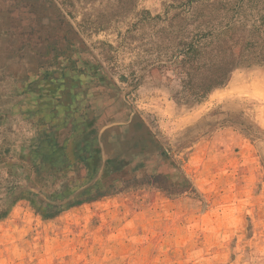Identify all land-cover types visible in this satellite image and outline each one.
Returning <instances> with one entry per match:
<instances>
[{
	"label": "rangeland",
	"instance_id": "374dc122",
	"mask_svg": "<svg viewBox=\"0 0 264 264\" xmlns=\"http://www.w3.org/2000/svg\"><path fill=\"white\" fill-rule=\"evenodd\" d=\"M29 181L105 193L0 203V264H264V0H0V199Z\"/></svg>",
	"mask_w": 264,
	"mask_h": 264
},
{
	"label": "trees",
	"instance_id": "16d2710c",
	"mask_svg": "<svg viewBox=\"0 0 264 264\" xmlns=\"http://www.w3.org/2000/svg\"><path fill=\"white\" fill-rule=\"evenodd\" d=\"M231 52V50H230ZM235 57L236 55H234L233 53L230 54V56L228 57L226 66L228 67V74L229 72H231L233 70V68H235V66L237 65L235 62ZM221 78H216V80H214L212 82V86L213 88H217L221 85L224 84L225 80L227 79V77H223L220 76ZM45 171V169H44ZM43 171V172H44ZM27 177V173L24 174L23 177ZM22 177V179H23ZM31 187V188H29ZM5 196L0 199V203L2 202H6V201H12V203H16L20 200H27L31 203V205L35 208V210L41 214L45 219H52L55 216L59 215L61 212L75 207L77 205H80L84 202H86L89 199H95L98 195H101L103 193H99V190H96L94 192H83V193H79L76 194L75 196L71 195L73 194V192L71 194H65L63 193L59 198H57V194L59 192H57V194L55 195H47V199H49L52 202H58V203H46V202H42L39 199H37V195L36 193L33 192L34 189V185H32L31 181L26 182V184H8L5 187ZM90 191V190H89ZM4 192V191H0ZM6 215V211L2 210L0 211V218L4 217Z\"/></svg>",
	"mask_w": 264,
	"mask_h": 264
}]
</instances>
